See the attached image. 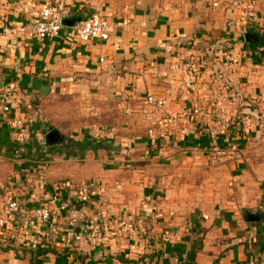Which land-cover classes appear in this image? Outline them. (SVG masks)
<instances>
[{
	"label": "crops",
	"instance_id": "0c3cea01",
	"mask_svg": "<svg viewBox=\"0 0 264 264\" xmlns=\"http://www.w3.org/2000/svg\"><path fill=\"white\" fill-rule=\"evenodd\" d=\"M55 1L0 0V101L12 93L34 122L45 97L110 101L119 121L78 134L68 147L36 144L34 134L14 146L8 121L18 111L0 124V145L22 166L43 170L3 185L19 191L21 211L0 232V264H264V101L257 99L264 95V0H70L55 39L18 32ZM96 16L106 18L108 38L81 43L76 23ZM187 63L195 66L192 79ZM218 93L230 97L231 125L238 118L245 127L233 125L222 138L208 132L218 126ZM195 106L200 115L191 113ZM38 154L43 163L35 166L30 158ZM221 170L229 197L221 180L203 178ZM51 195L67 210L27 227L26 211ZM124 222L132 232L116 236Z\"/></svg>",
	"mask_w": 264,
	"mask_h": 264
},
{
	"label": "built area",
	"instance_id": "2783aa9c",
	"mask_svg": "<svg viewBox=\"0 0 264 264\" xmlns=\"http://www.w3.org/2000/svg\"><path fill=\"white\" fill-rule=\"evenodd\" d=\"M80 2H85V0H79ZM70 0H57L49 5L44 6L40 9L36 15V20L30 23L26 28L22 27L18 32L27 31L33 37L38 38L41 41L52 40L58 37L65 19L68 15V7ZM213 6H216L214 3ZM108 22L104 17H90L85 20H80L76 23L75 37L81 43H87L93 40H106L109 36L108 31ZM4 33L7 35L11 34L10 29H5ZM225 61L232 62L233 58L229 55H225ZM102 61V59L100 60ZM251 65V61H248ZM185 73L189 78L195 76V66L193 63H187L183 65ZM180 68H178L179 70ZM177 71V70H176ZM192 81V80H190ZM259 102L264 101V95H260L258 98ZM146 101L154 105L155 107L161 109L163 103L159 100L154 99L152 96H147ZM230 97L228 93H218L216 97V108L214 110V118L218 123L217 128H209L208 132L214 137H219L221 131H225L230 126V121L232 120L229 117V112L227 107L230 105ZM18 103L13 97L12 93H5L2 95L0 101V124L7 121L8 117L13 113L18 111V114L14 116L10 121H8L9 127V136L13 144H17V147L26 144L32 139L31 128L34 126L35 122L33 119L29 118L24 111L18 110ZM203 111V108L200 106H195L191 109L193 115H200ZM183 115H178L176 119H182ZM234 117V116H233ZM261 119H264V116H260ZM176 119H169V123H173ZM232 125L242 126L244 129L243 123L240 122V119L235 118V123ZM113 133V130H109L105 134L110 136ZM188 130H184V134H188ZM44 136V135H43ZM43 136H39V140L42 145L45 147V139ZM227 149L229 152H234L236 146L233 143L227 144ZM33 174L28 175V180H31ZM19 191L16 188H0V232L4 231L7 228L10 220L13 217L20 213L21 206L17 198L14 196L15 193ZM80 202H87L88 198L85 195H80ZM67 203L61 200L56 195H51L46 198L45 201L41 202L38 205L31 207L26 211L27 216V227H33L36 222L48 223L52 220L53 216H61V214L67 210ZM25 212V211H24ZM132 232V225L130 222L121 223L118 227V230L115 232L116 236L128 234ZM98 242L102 241L103 237H92L90 236V241Z\"/></svg>",
	"mask_w": 264,
	"mask_h": 264
},
{
	"label": "rangeland",
	"instance_id": "374dc122",
	"mask_svg": "<svg viewBox=\"0 0 264 264\" xmlns=\"http://www.w3.org/2000/svg\"><path fill=\"white\" fill-rule=\"evenodd\" d=\"M37 104L38 107L35 108V114L38 117L35 120V123L38 124L39 128H37V126L31 128L32 134H34L33 136L36 137L33 139L34 143L40 141V135H44L43 138L45 139L50 131L58 130L66 137L67 141L64 144H67L68 147L70 139H74L78 134L83 135L92 133L90 131L97 129L114 127L119 121L117 107L110 101L100 103L94 101L90 103L83 100L77 101L72 98L54 95L37 100ZM95 109H97L96 112L94 111ZM228 140L229 141L226 143H231V140ZM6 147V145H0V186L3 187L5 183H11L18 175L28 176L33 174L36 177L41 176L39 172H42L43 170L40 169V167H35V170H32L31 167L28 168V166H22V164L26 165L23 158L8 153L5 149ZM36 156L37 157L30 159L35 162V166H40V164L43 163L42 156L40 154ZM76 159L80 160L81 158L79 157ZM72 161H74V159H72ZM18 165L23 167L21 171L18 170ZM203 178L209 182H216L215 185H217L218 180H221V193L223 192L222 194H226V197L231 195L232 186L230 185L227 172L221 170V175L219 177L217 172H212L208 173L206 177L203 176ZM211 178H213V180H210ZM190 179H192V177H190ZM200 179V174H198L193 177L192 180L198 183ZM201 184L209 186L207 183H203L202 180Z\"/></svg>",
	"mask_w": 264,
	"mask_h": 264
},
{
	"label": "water",
	"instance_id": "95a60500",
	"mask_svg": "<svg viewBox=\"0 0 264 264\" xmlns=\"http://www.w3.org/2000/svg\"><path fill=\"white\" fill-rule=\"evenodd\" d=\"M250 35V34H249ZM65 136H63L60 131L58 130H52L50 131L45 138V142L47 146H55V145H60L65 143ZM249 221H257L258 216L256 215H248Z\"/></svg>",
	"mask_w": 264,
	"mask_h": 264
},
{
	"label": "trees",
	"instance_id": "16d2710c",
	"mask_svg": "<svg viewBox=\"0 0 264 264\" xmlns=\"http://www.w3.org/2000/svg\"><path fill=\"white\" fill-rule=\"evenodd\" d=\"M232 128H233V125L230 124V126L224 131V133L221 134V138L223 136H227L228 133H229V129H232ZM28 144H30V143H28ZM44 145L47 146L46 142L44 143ZM14 146H17V144L15 143ZM225 148H226V146H225ZM39 173L41 174V176H43V173L42 172H39Z\"/></svg>",
	"mask_w": 264,
	"mask_h": 264
}]
</instances>
